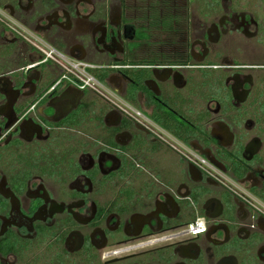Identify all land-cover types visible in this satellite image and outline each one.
<instances>
[{
  "label": "flooded vegetation",
  "instance_id": "1",
  "mask_svg": "<svg viewBox=\"0 0 264 264\" xmlns=\"http://www.w3.org/2000/svg\"><path fill=\"white\" fill-rule=\"evenodd\" d=\"M0 264H264V0H0Z\"/></svg>",
  "mask_w": 264,
  "mask_h": 264
},
{
  "label": "built area",
  "instance_id": "2",
  "mask_svg": "<svg viewBox=\"0 0 264 264\" xmlns=\"http://www.w3.org/2000/svg\"><path fill=\"white\" fill-rule=\"evenodd\" d=\"M44 52L47 55L52 56V58H60V56L50 47H46ZM68 72H70L75 80H77V84L80 86H93L94 81L92 78L86 73L84 69V65L78 62H68L67 63ZM181 233H184L187 236H197L204 232V227L202 224L196 222L186 226L185 228L180 230Z\"/></svg>",
  "mask_w": 264,
  "mask_h": 264
}]
</instances>
